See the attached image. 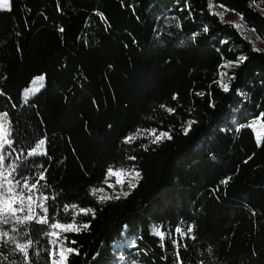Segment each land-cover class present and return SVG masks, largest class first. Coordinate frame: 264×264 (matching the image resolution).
<instances>
[{"label":"trees","instance_id":"1","mask_svg":"<svg viewBox=\"0 0 264 264\" xmlns=\"http://www.w3.org/2000/svg\"><path fill=\"white\" fill-rule=\"evenodd\" d=\"M9 4L0 10V114L13 139L4 167L32 196L34 219L0 223V264H53L57 243L74 250L65 264H264V132L258 141L249 126L264 125V0ZM212 7L238 15L260 46ZM37 76L43 88L23 101ZM153 130L171 139L124 143ZM109 167L140 178L101 202L91 189ZM41 204L49 224L75 216L78 230L49 235L36 222ZM73 204L93 213L64 209ZM17 245H30L27 257Z\"/></svg>","mask_w":264,"mask_h":264},{"label":"snow or ice","instance_id":"2","mask_svg":"<svg viewBox=\"0 0 264 264\" xmlns=\"http://www.w3.org/2000/svg\"><path fill=\"white\" fill-rule=\"evenodd\" d=\"M0 10H11L10 9V4H9V0H0ZM62 31V29H61ZM42 79V78H41ZM225 87V91H227V85L224 86ZM175 98V97H174ZM163 107V106H162ZM168 111L170 113L174 112V109H168ZM8 113H2L0 114V151L4 150V145L7 144L8 147H11L13 144V139L10 138L11 137V131H10V125L8 122ZM191 128V124L189 123L188 126L185 128V134H187V132L190 130ZM137 135H139V133H137ZM150 135L152 137H154L152 139V143L156 144L159 143L162 139L167 138V139H171V136L169 135V133L167 132H160L158 135L156 134L155 130H153ZM136 139V136L134 135H130L128 136L124 143H129L133 140ZM43 143V142H41ZM4 160L5 157L3 155H0V167H3L4 164ZM9 175H11V173H9ZM106 176L107 177H113L115 176L116 179V183L117 184H121L123 185L125 183V177H131V179L128 180L127 182V186L128 188H132L135 186L134 181L138 180L140 178V172L139 171H135V170H128L126 171L125 169H114L113 167H109L106 171ZM5 180H7V176L4 177ZM40 180H45V176L42 174L39 177ZM9 184H11V181H8ZM19 183V182H17ZM25 188H28L29 185L26 182L24 184ZM32 187L35 188L36 185L32 184ZM109 187H112V185H109ZM4 184H0V223L2 224H6L9 222L10 219L13 218H17V212L21 211V209L16 207V199L19 197L21 200L23 199V197H20L19 194H13L11 188H8L7 191H4ZM97 192H103V189H96L93 188L91 189V194L92 195H96ZM123 195H127L128 193L125 191L122 193ZM119 199V196L116 197H110V196H100L98 197V199L103 202L105 200L108 199ZM27 199L29 201L32 200V197L29 196L27 197ZM43 199L45 201L48 200V197H43ZM39 207L42 209V215L40 216L39 219L36 220L37 223H41V224H49V218H48V207L45 204H41L39 205ZM69 207L71 208V210H77L76 211V215H80V214H84L87 215L89 213H93V209H83V208H79L78 205H64V209L65 210H69ZM26 220H33L34 218L32 216H26L25 217ZM73 222L72 223H67V224H61L59 222H55V223H51L49 224V227L51 229H53L54 231L50 232L49 235H53V236H57L59 233L55 230H60L63 232H68V231H77V225L75 222V216H73ZM17 221L19 222L18 218ZM82 227L87 228L88 225L84 224ZM177 232H180L181 230L179 228L176 229ZM188 232L192 231V228L189 227ZM158 235H161V238H163V234L162 233H157ZM30 247V245H17V248L20 250L21 253H24L25 256L27 257V253H26V249ZM67 253L71 254L74 252L73 249L69 248L66 250ZM53 256L56 255L55 251H53L52 253ZM61 259H60V264H65V253L64 251H61L60 253ZM53 264H56L55 261H53Z\"/></svg>","mask_w":264,"mask_h":264},{"label":"rangeland","instance_id":"3","mask_svg":"<svg viewBox=\"0 0 264 264\" xmlns=\"http://www.w3.org/2000/svg\"><path fill=\"white\" fill-rule=\"evenodd\" d=\"M212 11L215 12L223 22L229 23L231 25H233L238 32L246 39H248L249 41L252 42V44L254 46H260L261 42L258 39V37H256L250 30H248L245 26L243 21L241 20V18L236 15L235 13L226 10L224 8L221 7H212ZM42 78V79H41ZM225 77L222 75L221 77V85L224 87L225 86ZM44 86V77L43 76H37L35 77L31 84L29 85V87L25 88L22 91V100L23 101H27L29 100L32 96H34L39 90H41ZM250 127H252L255 131V138L260 141L261 137H262V133L264 132V125L256 120L253 121L249 124ZM152 131L147 132V133H143V132H137L139 133V135L134 134V136H146L147 134H150ZM157 135L159 133H156ZM154 138V137H153ZM43 142V143H41ZM44 141H40L36 148L34 153H42L44 151ZM6 145V144H5ZM4 145V146H5ZM0 155H3V151H0ZM128 171V170H126ZM7 176V180L4 179V177ZM116 177H108L104 186L100 187V188H96V189H103V192H97L96 196L100 197V196H110V197H116V196H122L123 192H127L131 189L128 188L127 186V182L129 179H131V177H125V183L123 185L121 184H117L116 183ZM8 181H10L8 173L5 170L4 164L3 167H0V184H4L5 188L4 191H7L8 188H11L12 193L13 194H19L20 197H23V199L21 200L19 197L16 199V207L21 209V211L17 212V218L18 220H26L25 217L26 216H32V206H33V198L31 201H29L27 199V197H29L30 195H26V194H21L16 192V190L13 188L12 184H9ZM136 183V180L134 181V184ZM109 185H112V187H109ZM32 197V196H31ZM17 218H13L10 219L9 221H15L17 220ZM59 233L63 232L60 230H55ZM56 241L54 238L52 239V242ZM67 249L62 247L59 243H57V253H56V259H54L53 261L56 262V264H60V253L61 251H64L65 253V259L68 255Z\"/></svg>","mask_w":264,"mask_h":264}]
</instances>
